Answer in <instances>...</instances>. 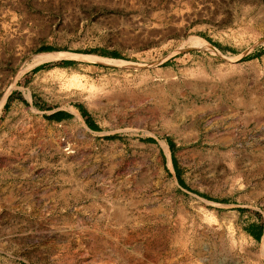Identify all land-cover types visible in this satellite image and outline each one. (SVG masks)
Segmentation results:
<instances>
[{
	"label": "rangeland",
	"instance_id": "374dc122",
	"mask_svg": "<svg viewBox=\"0 0 264 264\" xmlns=\"http://www.w3.org/2000/svg\"><path fill=\"white\" fill-rule=\"evenodd\" d=\"M253 91L264 0H0V264H264V128L226 108Z\"/></svg>",
	"mask_w": 264,
	"mask_h": 264
},
{
	"label": "trees",
	"instance_id": "16d2710c",
	"mask_svg": "<svg viewBox=\"0 0 264 264\" xmlns=\"http://www.w3.org/2000/svg\"><path fill=\"white\" fill-rule=\"evenodd\" d=\"M51 50L53 51L51 46H41V47L38 48V51H51ZM86 52L87 53H98V54L103 55V56H108L109 58L110 57H112V58H120V55L118 53H116L114 51H109L108 52V51L103 50V49H89V50L85 51L84 53H86ZM248 57H250V56H248ZM70 63H72V61L63 60V61H54V62H47V63H44V64H38V65L32 67L30 70H28L25 73V75H30L34 71H36V70H38L40 68H43V67H49V66L54 67L55 65H57V66H66V65H68ZM13 96L19 98L21 101L26 103L19 92L13 91L6 97V99L4 101V103L2 105V113H4L6 111V109L8 108L9 103L12 100ZM31 101H32V105L34 107H36L37 109L50 110V108H48V106L44 102L39 100L34 95H31ZM73 105L75 106V108L79 111V113L83 117L82 120H83L85 126L89 130H93V131L98 130L97 126L95 124H93L89 120L90 118L87 115V113L84 111V109L82 108L81 104L74 103ZM43 117L47 121H51V122H55L56 123V121H60V120H63V119L70 118L71 114L68 113V112L62 111V110H56L55 113H53V114H51V113L50 114H44ZM104 138L109 140L111 137L106 135V136H104ZM142 140L147 141V142H153V139H151V138H144ZM166 143H167V146L169 147V149L172 150L173 149V143L169 139L166 140ZM171 162L173 164V168H174L175 174L178 175V169H177L175 160L173 158H171ZM177 175H176V181L178 182V184L182 185L181 181L179 180ZM221 202H225V201H221ZM244 230H245L244 232L247 235L251 236L254 240H257L259 238V236H260L261 224L258 223V222H251V223L247 224L244 227ZM263 247H264V241H263Z\"/></svg>",
	"mask_w": 264,
	"mask_h": 264
},
{
	"label": "crops",
	"instance_id": "0c3cea01",
	"mask_svg": "<svg viewBox=\"0 0 264 264\" xmlns=\"http://www.w3.org/2000/svg\"><path fill=\"white\" fill-rule=\"evenodd\" d=\"M226 108H228V111H234L241 112V120L244 122L251 123V126H254L255 128H264V97H261L258 92H250L248 95H241L240 99L237 102V105H226ZM28 194H33L35 191L33 190L32 186H28L26 189ZM65 190L59 191V196L65 199ZM47 193H49V188L46 187L42 193L41 196V202H48L49 198L47 196ZM16 197L9 192L5 191L4 183L0 184V214L2 211L6 209L9 205L12 204L13 200ZM97 209H99L102 212V218L106 220L107 226L114 225V222L118 224L116 219L113 217V210L110 204V207H106L102 205V203H97ZM102 250L111 251L109 249L104 248Z\"/></svg>",
	"mask_w": 264,
	"mask_h": 264
},
{
	"label": "bare ground",
	"instance_id": "6f19581e",
	"mask_svg": "<svg viewBox=\"0 0 264 264\" xmlns=\"http://www.w3.org/2000/svg\"><path fill=\"white\" fill-rule=\"evenodd\" d=\"M50 58V56H48L47 54H39V55H36V56H33L32 58H31V60H30V63H28L27 65H26V68H25V70L27 69V68H29V67H31L32 65H35L36 63H41V61H45V60H47V59H49ZM22 73V72H21ZM97 92V91H96ZM96 94V93H95ZM2 103H3V101L2 102H0V108H1V105H2ZM1 112V111H0ZM79 118V117H78ZM264 251V250H263ZM264 253V252H263ZM262 255H264V254H262ZM261 255V256H262Z\"/></svg>",
	"mask_w": 264,
	"mask_h": 264
},
{
	"label": "water",
	"instance_id": "95a60500",
	"mask_svg": "<svg viewBox=\"0 0 264 264\" xmlns=\"http://www.w3.org/2000/svg\"><path fill=\"white\" fill-rule=\"evenodd\" d=\"M55 111H56V110H55ZM55 111H53V112L50 111V113L53 114V113H55Z\"/></svg>",
	"mask_w": 264,
	"mask_h": 264
}]
</instances>
